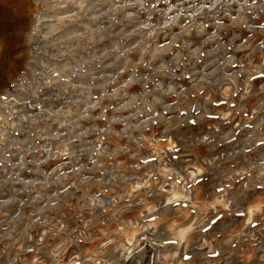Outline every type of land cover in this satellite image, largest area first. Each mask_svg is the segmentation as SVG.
I'll use <instances>...</instances> for the list:
<instances>
[{"label": "rangeland", "instance_id": "rangeland-1", "mask_svg": "<svg viewBox=\"0 0 264 264\" xmlns=\"http://www.w3.org/2000/svg\"><path fill=\"white\" fill-rule=\"evenodd\" d=\"M16 2L0 264H264V0Z\"/></svg>", "mask_w": 264, "mask_h": 264}, {"label": "crops", "instance_id": "crops-1", "mask_svg": "<svg viewBox=\"0 0 264 264\" xmlns=\"http://www.w3.org/2000/svg\"><path fill=\"white\" fill-rule=\"evenodd\" d=\"M13 1L15 3L14 9H17L18 3L16 2V0H13ZM2 12H3V10H2ZM9 13H10V11H9ZM0 14H3V13H0ZM25 16H26V14H25ZM6 18L7 19H5V18L0 19V72H3V73L7 72L9 74H7V75L2 74V76L0 77L1 78L0 79V86L1 87L3 85H5L4 82L3 83H1V82L4 80H5V82H8V80H10L11 76L13 75L12 72H11L12 74H10V69H11L10 68L11 62L9 60L10 57L13 55V61H16L15 57L18 54V53H14L12 55L9 54L10 50L13 49L12 48L13 46L11 45L10 38L12 36V32L13 33L15 32L16 26H14L12 28L10 25H8V20H10V17H6ZM24 18L26 19V17H24ZM25 19H24V21H25ZM24 21H22V22H24ZM20 66H21V64L19 66H17L16 69H13L14 73H16L18 71L17 68Z\"/></svg>", "mask_w": 264, "mask_h": 264}]
</instances>
